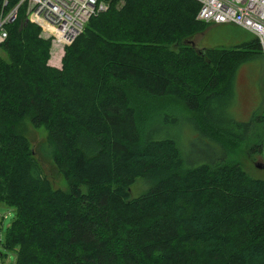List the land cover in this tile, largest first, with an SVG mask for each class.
Returning a JSON list of instances; mask_svg holds the SVG:
<instances>
[{
	"label": "trees",
	"instance_id": "obj_1",
	"mask_svg": "<svg viewBox=\"0 0 264 264\" xmlns=\"http://www.w3.org/2000/svg\"><path fill=\"white\" fill-rule=\"evenodd\" d=\"M18 1L0 0V15ZM99 3L63 49L26 21L25 5L5 26L0 204L15 216L3 249L13 264H264V180L234 157L252 141L248 154L260 158L264 117L239 122L231 109L238 67L262 57L257 38L198 49L191 40L209 25L194 0ZM129 92L180 104L206 147L183 152L176 115L148 127ZM25 121L46 129L67 192L43 176ZM139 179L150 186L133 198Z\"/></svg>",
	"mask_w": 264,
	"mask_h": 264
},
{
	"label": "rangeland",
	"instance_id": "obj_2",
	"mask_svg": "<svg viewBox=\"0 0 264 264\" xmlns=\"http://www.w3.org/2000/svg\"><path fill=\"white\" fill-rule=\"evenodd\" d=\"M255 37L252 33L232 24L212 25L208 26L204 33L197 35L191 40V43L198 49L233 48L253 41ZM55 52V49H52V57ZM128 94L141 119H148V127L159 121L166 113L168 115H176L178 124L173 135L176 136L178 145L183 152L190 151V147L194 150L206 147V144L202 142L203 138L200 135L197 136L194 124L196 119L184 111L176 112L181 109L180 104L176 105L178 108H173L174 101L169 98L156 100L134 92H129ZM234 97H236V101L234 107L231 108L233 109V114H231L235 121L247 123L254 117H264V59L261 56H252L238 67L235 74ZM200 124L199 121V126ZM19 129L35 151L34 156L40 164L42 174L49 181L52 189L67 192L69 190L67 182L53 167L52 159L49 155L50 147L47 142L48 133L46 129L44 127L35 129L28 121L22 123ZM261 140H263L262 137ZM251 143L253 142H242L240 144L241 153L237 151L234 157L239 160L241 168L250 178L264 180V170H259L255 167L256 163L262 164V162L258 156L251 157L248 154ZM149 182V179L137 180L130 188L131 197L135 198L147 191L150 186ZM84 190L83 188L82 191ZM14 216L15 213L12 208L2 203L0 204V235L5 237L6 230ZM2 245L3 242L0 243V264H13L15 259H10V257L15 256V254L5 251Z\"/></svg>",
	"mask_w": 264,
	"mask_h": 264
},
{
	"label": "built area",
	"instance_id": "obj_3",
	"mask_svg": "<svg viewBox=\"0 0 264 264\" xmlns=\"http://www.w3.org/2000/svg\"><path fill=\"white\" fill-rule=\"evenodd\" d=\"M199 5L196 20L206 25L232 24L255 35L264 59V0H194ZM20 5L26 6V21L40 29V36L63 48L82 33L85 24L104 8L99 0H19L0 15V45L5 26L12 23ZM260 161L264 163V140Z\"/></svg>",
	"mask_w": 264,
	"mask_h": 264
},
{
	"label": "crops",
	"instance_id": "obj_4",
	"mask_svg": "<svg viewBox=\"0 0 264 264\" xmlns=\"http://www.w3.org/2000/svg\"><path fill=\"white\" fill-rule=\"evenodd\" d=\"M62 54L63 53H61L60 58L58 57L59 59L58 58L55 59V57H52V59L49 62V65L52 66V67L59 68L60 67V61H61Z\"/></svg>",
	"mask_w": 264,
	"mask_h": 264
},
{
	"label": "clouds",
	"instance_id": "obj_5",
	"mask_svg": "<svg viewBox=\"0 0 264 264\" xmlns=\"http://www.w3.org/2000/svg\"><path fill=\"white\" fill-rule=\"evenodd\" d=\"M4 242V236L3 235H0V243ZM19 252V248L16 249V253L18 254ZM17 257L16 256H12L10 257V259H16Z\"/></svg>",
	"mask_w": 264,
	"mask_h": 264
},
{
	"label": "water",
	"instance_id": "obj_6",
	"mask_svg": "<svg viewBox=\"0 0 264 264\" xmlns=\"http://www.w3.org/2000/svg\"><path fill=\"white\" fill-rule=\"evenodd\" d=\"M255 167L257 168V169H259V170H264V164L262 163H256L255 164Z\"/></svg>",
	"mask_w": 264,
	"mask_h": 264
}]
</instances>
